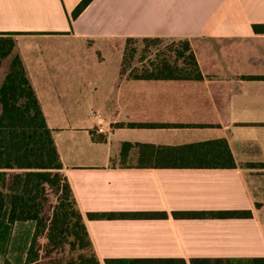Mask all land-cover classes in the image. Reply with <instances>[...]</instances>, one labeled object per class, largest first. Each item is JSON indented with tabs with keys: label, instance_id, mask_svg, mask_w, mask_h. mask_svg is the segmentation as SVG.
<instances>
[{
	"label": "crops",
	"instance_id": "crops-1",
	"mask_svg": "<svg viewBox=\"0 0 264 264\" xmlns=\"http://www.w3.org/2000/svg\"><path fill=\"white\" fill-rule=\"evenodd\" d=\"M79 1L0 0V32H15L98 260L264 258V32L252 29L264 24V0H91L69 22ZM144 36L194 38L202 78L123 72L124 39ZM211 41L217 52L206 54ZM217 138L227 141L235 167L140 166L136 149H119L124 141ZM233 210L250 215L210 214ZM33 233L32 221L13 224V255L26 250Z\"/></svg>",
	"mask_w": 264,
	"mask_h": 264
},
{
	"label": "trees",
	"instance_id": "trees-1",
	"mask_svg": "<svg viewBox=\"0 0 264 264\" xmlns=\"http://www.w3.org/2000/svg\"><path fill=\"white\" fill-rule=\"evenodd\" d=\"M90 1L80 0L70 13L69 22ZM252 29L264 32V24H252ZM14 35L15 32H0V260L2 264H101L62 171L54 130L45 121ZM193 41L194 38L180 37H126L121 70L130 69L129 76L139 79L199 80L202 78L199 52ZM138 44H142L140 50ZM136 63H140L139 66ZM95 131L91 130L93 138L104 141L105 135ZM119 149L123 155L136 149L140 166H236L224 138L179 145L124 141ZM158 214L164 213H155ZM174 214L202 215L203 212ZM210 214L245 217L250 211ZM88 215L98 214L89 212ZM107 215L114 216V213ZM24 221L34 222V233L26 250L13 255L10 245L12 226ZM152 261L165 262L105 260L109 264ZM251 262L264 264V258H253Z\"/></svg>",
	"mask_w": 264,
	"mask_h": 264
},
{
	"label": "rangeland",
	"instance_id": "rangeland-1",
	"mask_svg": "<svg viewBox=\"0 0 264 264\" xmlns=\"http://www.w3.org/2000/svg\"><path fill=\"white\" fill-rule=\"evenodd\" d=\"M206 45V46H205ZM204 45V47H206V49H202L203 51H206L207 53L206 54H212V53H215V52H217V49H218V43L215 41V42H213V41H211V43L209 44V45H207V44H205ZM140 48H142V44H138V49L140 50ZM202 51V52H203ZM138 52V51H137ZM138 54H139V52H138ZM142 54V53H141ZM143 54H145V53H143ZM139 64L140 63H136V66H139ZM257 165H260V164H257ZM11 261H13L12 259H11ZM2 260H0V264H2ZM13 263V262H12Z\"/></svg>",
	"mask_w": 264,
	"mask_h": 264
}]
</instances>
